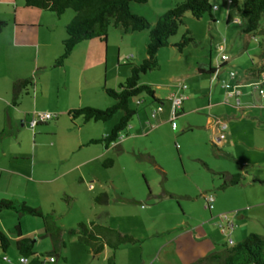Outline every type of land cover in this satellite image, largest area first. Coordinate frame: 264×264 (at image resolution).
Wrapping results in <instances>:
<instances>
[{"label":"crops","instance_id":"obj_1","mask_svg":"<svg viewBox=\"0 0 264 264\" xmlns=\"http://www.w3.org/2000/svg\"><path fill=\"white\" fill-rule=\"evenodd\" d=\"M223 3L224 9L221 12L213 5L209 16L211 23L222 22L224 29H228L225 35L219 33L222 37L217 41L218 51L226 49L228 42H234L233 33L228 34L229 29H233V26L240 28L235 22L236 11L233 5L229 0H223ZM0 22L4 25L0 27V201L13 199L26 203L25 194L31 184L52 180L47 168L34 163L33 149L38 147L94 152L92 159L102 158L111 149H120L126 145L128 139L111 144L90 143L106 136L113 126L100 127L97 122L83 123L79 117L71 119L67 113L80 107L98 110L109 107L111 101L102 97L106 96L103 88H116L123 78L129 76V72L120 70L118 64L120 60L121 63L127 62L131 56H127L128 59L125 60L126 56L119 54L118 47L114 69L107 72V47L102 45L106 38L104 42L92 39L74 46L68 59L60 67L53 68L52 62L61 53L64 29L68 21L64 22L61 16L55 17L48 11L25 8L23 0H0ZM128 31L130 30L122 32L126 35ZM237 32H241L240 29ZM252 41L257 45L254 37L242 34L234 53L231 47L232 56L229 59L226 57L223 62L220 58L215 62L209 50L204 64L186 65L176 74H170L169 82L174 83L171 86L165 87L162 83L148 79L140 81L152 89L155 101H143L142 108L136 107V114L130 119L132 124L128 125L130 129L127 137L145 135V127L153 131L163 122L170 126L169 98L181 97L173 119L178 118L180 121L179 132L189 133L192 128H199L201 141L204 144L211 143L216 150L212 151L210 159L226 161L224 165H206L201 162L203 170L210 172L218 180L215 174H241L243 177L240 183L219 190L218 194L213 193L210 210L204 208L203 198L206 193L218 188L219 183L212 177L210 181L206 179L201 184L191 182V188L181 186L165 189L160 186L161 192H157L158 194L156 185L151 188L146 181L142 191L136 184V192L131 201L137 213L151 219L156 213V204L163 200H175L178 209L166 205L168 211L163 219L167 218L165 222L168 226L163 230L153 231V238H161L158 242H151L152 250L147 256L151 257L150 264H191L224 246L238 243L250 233H260L264 237V97H260L253 88L258 84L264 89V59L258 56L257 48H253L255 51L251 58L247 56ZM143 57L141 56V60ZM71 62L74 63L71 70L63 69L65 64L68 66ZM46 68L60 69L63 74L50 78L51 82L38 83V72ZM74 77L76 83L73 82ZM26 79L32 80L33 85L14 102L11 96L12 83ZM179 82L185 86L184 90L178 88ZM230 92H236L237 97L234 94L231 96ZM158 106L160 110L151 117L152 109ZM34 113H48L53 118L31 128L29 121ZM170 129L175 130L177 126H170ZM219 135H222L221 139L217 138ZM19 148L31 149L24 152ZM157 169L162 172V179L165 180L166 174L161 168ZM65 173L66 171L59 176ZM110 181L95 189L92 197L100 193L110 195L112 192L113 203L123 205L125 200L122 199L120 189ZM89 189L92 190V186ZM139 189L142 194H138ZM108 197L103 208L94 213L89 221L101 224V215L104 214L108 218L107 225H110L107 222L110 220ZM138 204L142 212L137 209ZM176 213L177 216L174 215ZM224 214L226 219L223 218ZM4 217L7 218L4 220ZM115 217L117 225H110L111 228L121 233L126 232L119 223L125 215L118 214ZM228 221L234 224L233 228L227 226ZM17 222L21 225V219L13 211H0V231L6 233ZM42 227L41 219L36 218L34 227L24 230L20 227L21 236L8 235L11 242L9 244L13 246L20 237H27L35 243L42 237ZM128 233L133 234V231L129 230ZM124 246H119L114 251L115 260L119 258L121 251L130 253V249H125ZM107 250L109 249L104 247L100 253L108 255L110 252ZM14 253L15 257L11 258L6 252L0 251V264H20V256L15 249ZM39 254L40 252L34 251L35 256Z\"/></svg>","mask_w":264,"mask_h":264},{"label":"rangeland","instance_id":"obj_2","mask_svg":"<svg viewBox=\"0 0 264 264\" xmlns=\"http://www.w3.org/2000/svg\"><path fill=\"white\" fill-rule=\"evenodd\" d=\"M179 1L180 0H147L144 4H134V2H131L129 8L134 15L144 17L150 23V26H152L158 15L168 11ZM208 1L211 6H216L217 9L220 10L219 12L224 9L223 0ZM72 16L73 12L66 10L61 15V20L69 22ZM235 18L238 19L237 14ZM209 20V15H204L201 18L195 19L192 18L189 13H185L184 16H182V23L178 26L177 32L169 37L168 46L159 48V51L157 50L155 54L157 62L156 67L151 71L141 74L139 83L140 81L148 79L151 82L155 81V83H162L165 87L171 86L174 83L169 82L170 74H176L186 65L200 66V64H204L209 50L215 62L216 59L219 61L221 54L229 59L232 56L230 50L233 48L232 52L234 53V48L240 43V37L242 38L243 33H236L240 28L233 26V29H229L228 34L233 33L234 42H228L226 44V49L218 51L217 41L222 37L219 33L222 32L225 35L228 29H224L222 22L216 24L211 23ZM261 27H264V16L259 20V28ZM122 31L120 27L110 26L106 32V41L102 43V45L104 48L107 47V72L114 69L118 47L119 54L131 56L127 62L121 63L122 61L120 60L118 64L120 70H126L127 73L129 70L125 63L138 64L141 61V56H144V48L147 42V30L136 33L128 31L126 35H124ZM186 31H188L187 36L190 37L192 41L179 49L176 44L180 42L181 36ZM253 37L254 40L257 41V45L255 42L253 44V41L250 44L247 51V56H249V58L252 57L253 51H255L253 48H257L258 50V41L262 38L257 34ZM72 64L74 63L71 62L68 66L65 64L63 69L66 68L67 71L68 69L71 70ZM72 73L73 72H70V74ZM62 74L60 69L50 70L46 68L44 71L38 72L40 78L37 79V82L45 84L50 81V78ZM74 79L75 77L73 78V82L76 83ZM125 79L126 78H123V80ZM162 93L164 94L165 92L162 91ZM74 94L75 92L73 95ZM102 97L109 99L111 101L108 100L110 105L113 103L107 95ZM138 99L143 100L144 103H147V101L149 102L148 97L145 95L130 98L129 105L131 108L136 109V107H139L140 109L143 107V103L139 105L135 104V100ZM144 109L146 108L144 107ZM121 113L122 111H118L114 113L108 121L97 122V124L100 127L106 125L107 127L113 126L118 122ZM129 123L132 124L131 121H129ZM174 123L175 126H177L175 130H171L169 124L163 122L159 128L156 127L157 129L155 128L153 131H149V129L145 127L144 131L146 134L134 138L126 136L127 131L130 129L127 127L125 130L121 131L123 139L121 141H119V139L116 141V143H119L128 139L126 145L121 146L120 149H111L102 158L95 157L91 159L94 152L49 150L47 148L40 149L38 147L33 149L34 163L43 168H47L48 172H51L52 178L50 179L52 180H49V182L39 181L31 184V188L28 189L25 194V199L27 205L38 209L42 214L50 215L60 225L61 240L64 242V248L61 250L58 257H54L55 260L53 264H106L107 257L111 254V250H107L110 252L108 255L102 252L99 256H94L87 251L85 246L79 245L75 236L68 233V229L74 227L77 223L89 222L93 214L103 208V205L95 204L92 196L95 189L97 190L100 185L105 186L109 184V182H111L110 180L120 189L122 199L125 200V203L123 205L119 203L115 205L112 201L114 193L111 192L110 195H108V217L110 220L107 222H109L111 226L117 225L115 216L124 214L125 218L120 219L122 221L119 222L121 223L120 225L126 229L124 233L138 238L139 240V242L134 245H125L123 248L130 249V253L127 254L126 251H121L117 259L118 261L114 259L113 264H150L151 257L148 258L147 256L152 250L150 247L151 242H158L161 238L160 236L153 238V231L157 229L160 231L168 226L165 222L167 218L163 219L164 214L168 211L166 205H172V209L178 210L175 200H163L156 204L158 207L155 209L156 213L153 218H146L143 214L137 213L133 208L134 206H132L133 201H131L132 196H134L136 192V184L139 185L142 191H144L146 181L151 188L156 185V194H158L157 192H161L160 186L165 189H176L181 186L191 188V182L201 184V182H204L206 179L210 181L211 177L217 181V184L221 182L216 177L212 176L210 172L203 170L204 168L201 162L206 165H224L226 161L210 159L213 155L212 151L216 152V150L211 143L208 142L206 145L201 141V130L199 128H192L193 130L189 133H186L187 131L180 133L181 127L178 118L174 120ZM90 148H93V146ZM30 149L31 148H19V150L24 152ZM107 160L111 162L107 164ZM157 167L161 168L166 174L164 175L165 180L162 179L163 174ZM65 171V174L59 176L60 173H64ZM55 175L56 178H54ZM89 186H92L93 191L89 189ZM140 189L138 190V194H142ZM218 191L219 190L214 189L206 194H211L214 197V194L219 193ZM137 207V209L142 212V208L139 204ZM162 211L164 212L162 213ZM14 214L18 216L16 213ZM174 215L177 216V213ZM131 216H133L134 219ZM5 218L7 217L3 219L5 220ZM18 219H21L20 227L22 230L34 227L36 221V218L29 217V215L18 216ZM107 219L108 218L102 214V223L100 225L111 227L107 225ZM129 230L133 231V234L128 233ZM139 236H141V238ZM33 251L45 255L50 251L49 239L45 237L37 239V241L33 243ZM6 254L11 258L13 256L15 257L12 244H9Z\"/></svg>","mask_w":264,"mask_h":264},{"label":"trees","instance_id":"obj_3","mask_svg":"<svg viewBox=\"0 0 264 264\" xmlns=\"http://www.w3.org/2000/svg\"><path fill=\"white\" fill-rule=\"evenodd\" d=\"M147 0H23L25 8L51 12L59 17L66 10L72 11L73 16L65 25L64 39L62 40L61 53L52 62V67H60L70 56L73 47L82 41L99 39L104 42L106 32L110 26L120 27L123 30L140 32L147 30V42L144 48V57L138 64L126 63L129 76L120 82L116 88H103L104 93L113 103L104 110L90 107H80L69 111L67 114L71 119L79 117L85 122H105L114 113L122 111L118 122L113 125L109 133L90 143L111 144L116 143L121 131L128 127L130 119L136 114V109L131 108L129 99L145 95L149 101H155L154 93L147 84L139 83L141 74L151 71L157 65L155 54L159 48L168 46L169 37L177 32L178 26L182 23V16L189 13L192 18L198 19L204 15L211 16L212 6L208 0H180L171 9L158 15L154 24L142 16L134 15L130 11L129 4H144ZM238 15L240 31L249 36L260 35L258 41V56L264 59V27L259 28V20L264 16V0H229ZM4 25L0 22V27ZM184 32L181 40L176 46L181 49L192 41ZM33 85L32 80L14 81L11 86V96L14 102L26 94L28 87ZM47 121V120H46ZM50 121V120H49ZM111 161L107 160V164ZM221 181L218 190L234 186L243 180L241 174L231 176L215 174ZM107 194L100 193L93 197L97 205H104L107 202ZM10 210L18 216L29 215V217L40 218L42 221V237L48 238L50 251L45 255H34L33 240L27 237H20L13 243L16 253L25 258L24 264H53L55 258L60 255L64 248L61 240L60 225L48 214H42L38 209L30 207L23 201L1 200L0 211ZM20 223L11 226L6 233L0 231V251L5 253L10 238L21 236ZM70 235L75 236L79 245L85 246L87 251L97 256L104 247L111 250L107 257L106 264H113L114 251L122 245H134L139 242L138 238L121 233L108 226H103L89 221L77 223L68 229ZM52 258L51 262L47 259ZM191 264H264V237L260 234L250 233L244 239L232 246H224L220 250L209 253L203 258Z\"/></svg>","mask_w":264,"mask_h":264},{"label":"built area","instance_id":"obj_4","mask_svg":"<svg viewBox=\"0 0 264 264\" xmlns=\"http://www.w3.org/2000/svg\"><path fill=\"white\" fill-rule=\"evenodd\" d=\"M235 22L238 23L237 20ZM124 59L127 60L128 57L126 56ZM220 60L222 62L223 61H226L225 55H221ZM229 75L232 77L233 76L232 72H230ZM177 86H178V88L180 90H184L185 89V86L182 85V83H180V82L177 84ZM253 88H254V90L257 92V94L260 97H264V89H262L260 87V85L255 84L253 86ZM229 94L231 96L234 94L236 97L238 95L236 92H230ZM169 100L171 101V115L169 116V120L168 121L170 123L171 128H175V123H174L173 119H174V117L176 115V110L179 108V104H180L181 97H171V98H169ZM141 103H143V100H139V99L138 100H135V104L136 105H139ZM235 103H237V101H235ZM159 110H160V107L159 106L156 107L155 109H152L150 116L153 117V114H155ZM52 118H53V116L50 115V114H48V113H34L32 115V117H31V120L29 121V125L32 128V127H35L38 123L43 122V121H46V120L49 121ZM222 127H223V125H222ZM122 137H123V135L120 134L118 139H121ZM217 138L218 139H221L222 138V135H219ZM213 198L214 197L211 194H206L204 196V198H203V206H204L205 209H208V210L212 209ZM223 218L226 219V214L223 215ZM218 226L220 227L221 224H218ZM227 226L229 228H233L234 227V224L231 221H228L227 222ZM4 259H6V258L4 257ZM51 260H52V258L47 259L48 262H51ZM18 261H19L20 264H24L25 263V258L20 257V259H18Z\"/></svg>","mask_w":264,"mask_h":264}]
</instances>
